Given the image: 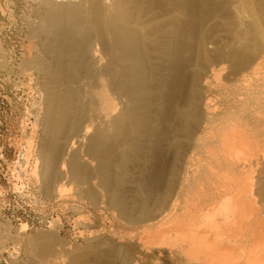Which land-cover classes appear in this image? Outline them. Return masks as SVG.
<instances>
[{"label":"bare ground","instance_id":"1","mask_svg":"<svg viewBox=\"0 0 264 264\" xmlns=\"http://www.w3.org/2000/svg\"><path fill=\"white\" fill-rule=\"evenodd\" d=\"M17 3L18 50L0 33L27 138L13 167L75 219L3 225L4 264H147L167 245L191 264H264V0ZM200 181L220 198L195 223Z\"/></svg>","mask_w":264,"mask_h":264},{"label":"rangeland","instance_id":"2","mask_svg":"<svg viewBox=\"0 0 264 264\" xmlns=\"http://www.w3.org/2000/svg\"><path fill=\"white\" fill-rule=\"evenodd\" d=\"M0 13H2V14H0V33L6 32L7 41L10 38L11 42H12L11 46H14L12 49L17 51L18 48H16L17 47L16 44L18 45V43H19L18 42L19 36H17V35L19 33L18 29L20 27V22H21V12L19 10V5L17 3V0L16 1L15 0H0ZM8 16H9V18H8ZM1 24H3V25H1ZM3 27H4V29H3ZM16 37H18V38H16ZM0 85H2V86H0V89H1L0 90V202L2 201V203H0V208L2 207L0 209V234L2 232L1 227L3 225H8V226L10 225V228H13V227L18 228L21 224H26L28 226V228H31V229L27 228L28 231H32V228L34 230H38L39 228L45 229V227L47 226V223L51 222V220H58L59 222L61 221V223L69 222L68 224H71V222H73L72 220L75 219L74 214H72L70 211L64 212L65 210H63L62 208L55 206V205L51 206L50 203H47L43 199L41 194H39L40 192H39V189L37 188V185L35 184V182L29 178V174H30L29 169H28V172L26 174H24L20 170V169H22V167H20V168L13 167L14 165L17 166V163H21V160H23V154L22 153H23V150L25 151V144H26V142L24 140L26 139V141H27V138L22 134V132L19 129V127L21 125V121H22V117L20 115V112L18 110H17L18 111L17 112L16 109L12 108L13 105L11 104L12 105L11 106L9 103V102H11L9 99H11L13 101L15 100L14 93H12L10 91V89L7 88L5 81L3 83V80H1V79H0ZM5 95H7V96L5 97ZM12 95L14 97H12ZM6 99L9 100L8 103L6 102L7 101ZM17 123H18V125H17ZM21 146H23V147H21ZM22 148H24V149H22ZM19 151H20V154H19ZM20 155H22V157H20ZM16 171H17V173H16ZM12 172H13V174H12ZM16 177H17V179H16ZM20 178H21V182L22 181H24V182L19 183ZM20 185L23 186L22 187L23 190H21V191H20V189H21ZM197 185L198 184H196L194 187V190H197L196 193L188 195V197H185V199H188L187 214L190 216H192L191 215L192 213L194 214L192 216L193 219H192V217H191V219H189L191 221L197 217V214H199L198 212L200 211V208L204 209L209 204L213 203V200L215 202V201L219 200V198H220V196L218 197V195H217V193H218L217 189L219 188L217 183L200 181L201 187L200 186L199 187L201 188V190H200L201 192L199 191L200 188L196 187ZM16 186H18V189H16L18 192L15 190ZM13 188H14V190H13ZM255 189H253L254 192H252V194L254 193V195L251 196V198H254V199L249 198L250 201L254 202V206H256L255 201H257L260 198V197H257V195L255 194V192H256ZM32 195H33V198H31ZM36 199H38V200H36ZM253 200H255V201H253ZM262 200L263 199H261V200L259 199V202L257 201V203H259V204L256 206V208L254 207V209L256 211V216L259 218V220H261L263 222L262 226H260V229H262L261 234H263V236H264V215L262 213L263 211H261V207H263L264 200L263 201ZM39 205H41V206H39ZM193 208H194V210H193ZM263 209H264V207L262 208V210ZM59 211H61V212H59ZM195 211H197V212H195ZM188 215L183 216L182 213L180 214V219L182 220L183 223L187 224L190 222L188 220V218H190V216H188ZM50 217H51V219H50ZM19 220H20V222H19ZM197 221L198 220L196 219L193 222L196 223ZM14 225H16V226H14ZM37 227H39V228H37ZM184 230H185V228H184ZM121 231L126 236L130 232L129 230H126L122 227H121ZM156 231L158 232V230L153 229L151 232L155 233L152 235H154V238L157 240L158 239L157 237H159V235L158 234L156 235ZM138 232H139L138 230L133 231L134 240L138 239V236H137ZM67 237L68 236H65V238H67ZM160 247H162V249H163V256L161 254L162 251L159 249L158 246H156L155 248H157L156 249L157 252H155V250H153V249L150 251L151 253L149 252V259L147 261V264H150V263L155 264L156 263L155 261H157V264H162L163 260L165 261L163 264H191V263H188L185 260V258H183L182 255L177 254L176 251L174 250V248L173 249L170 248V245L166 246L167 249L164 246H160ZM10 248H12V247L11 246L7 247V249L4 251V254H3L4 256L3 255L0 256V264L7 263L6 251L10 250ZM168 249H172V250L168 251ZM165 251L167 254H165ZM168 253H170V254H168ZM152 254H154V255H152ZM168 255H170V256H168ZM156 256H157V258H156ZM173 256H175L174 259L172 258ZM3 257H5L6 260ZM166 257H169V258L166 259ZM155 259H158V260H155Z\"/></svg>","mask_w":264,"mask_h":264}]
</instances>
